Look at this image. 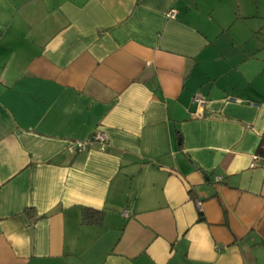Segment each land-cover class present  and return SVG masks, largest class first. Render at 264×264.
Here are the masks:
<instances>
[{
    "label": "crops",
    "instance_id": "0c3cea01",
    "mask_svg": "<svg viewBox=\"0 0 264 264\" xmlns=\"http://www.w3.org/2000/svg\"><path fill=\"white\" fill-rule=\"evenodd\" d=\"M240 17L0 0V264H264V82L229 57ZM96 132L104 149H67Z\"/></svg>",
    "mask_w": 264,
    "mask_h": 264
},
{
    "label": "rangeland",
    "instance_id": "374dc122",
    "mask_svg": "<svg viewBox=\"0 0 264 264\" xmlns=\"http://www.w3.org/2000/svg\"><path fill=\"white\" fill-rule=\"evenodd\" d=\"M232 4L242 17L231 23L230 34H234L238 50L231 51L229 57L240 58V68L248 67L252 76L257 73L255 85H260L264 82V0H232ZM250 53L254 58H249ZM237 71V80H245L246 74Z\"/></svg>",
    "mask_w": 264,
    "mask_h": 264
},
{
    "label": "built area",
    "instance_id": "2783aa9c",
    "mask_svg": "<svg viewBox=\"0 0 264 264\" xmlns=\"http://www.w3.org/2000/svg\"><path fill=\"white\" fill-rule=\"evenodd\" d=\"M168 17L174 18L176 15V11L171 9L167 12L166 14ZM193 100L197 103V104H203L204 103V98L201 96L200 93H197L194 95ZM94 142H98L100 143V148L104 149L105 146H107L109 139L106 133L104 132H96L93 135H91L90 137H88L87 139L84 140H78V141H74L72 142L69 146H68V150L71 153H76L82 150H85L86 148H88L90 145H92Z\"/></svg>",
    "mask_w": 264,
    "mask_h": 264
},
{
    "label": "trees",
    "instance_id": "16d2710c",
    "mask_svg": "<svg viewBox=\"0 0 264 264\" xmlns=\"http://www.w3.org/2000/svg\"><path fill=\"white\" fill-rule=\"evenodd\" d=\"M256 154L259 156H264V136H262L260 144L256 150ZM103 217V212L100 210H95L92 208H83L81 222L83 224L88 223H100Z\"/></svg>",
    "mask_w": 264,
    "mask_h": 264
}]
</instances>
